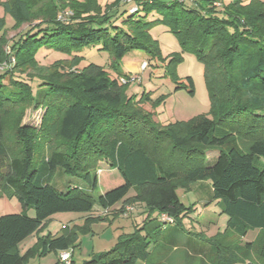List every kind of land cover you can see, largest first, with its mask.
Wrapping results in <instances>:
<instances>
[{
  "label": "trees",
  "instance_id": "1",
  "mask_svg": "<svg viewBox=\"0 0 264 264\" xmlns=\"http://www.w3.org/2000/svg\"><path fill=\"white\" fill-rule=\"evenodd\" d=\"M122 1L104 8L98 0H0V46L7 14L14 29L28 24L6 40L9 67L0 73V197H16L23 207L0 216V264H28L70 248V264H78L76 225L40 236L25 252L19 245L58 213H85L81 228L88 231L111 212L128 215V207L131 213L143 208V225L81 264H264V233L241 245L249 230H264V0H155L140 3L135 13ZM68 8L74 14L66 23L58 16ZM154 14L155 20H145ZM157 25L203 64L211 116L163 123L149 107L161 106L164 96L143 92L137 99L129 93L135 78L121 69L128 53L143 51L165 63L151 33ZM92 45L110 54L109 67L83 64L79 53ZM44 47L65 57L40 64L37 54ZM181 59L177 53L165 64V75L176 90L194 94L193 78L186 84L175 73ZM28 69L33 73L22 78L19 73ZM30 108L46 109L41 129L22 123ZM212 150L219 155L208 165ZM102 162L122 183L100 192ZM59 170L78 182L65 191L56 188L52 180ZM207 181L228 218L226 230L210 237L186 229L195 205L178 195L180 188L189 191ZM162 214L173 222L161 221Z\"/></svg>",
  "mask_w": 264,
  "mask_h": 264
},
{
  "label": "rangeland",
  "instance_id": "2",
  "mask_svg": "<svg viewBox=\"0 0 264 264\" xmlns=\"http://www.w3.org/2000/svg\"><path fill=\"white\" fill-rule=\"evenodd\" d=\"M115 1L116 0H98L100 5L104 8ZM164 1L168 2L170 0ZM185 1L191 2V0ZM198 1L199 0H196L192 3L197 5ZM224 1L228 2L229 0ZM220 4V2L215 3L217 6ZM66 10L72 9L68 8ZM0 15H5L2 7H0ZM128 15L129 14L126 12L125 16ZM5 17L7 20V30L5 31L6 35L0 46V73L5 72L9 67L6 40L13 38L16 34L24 31L28 27V24H24L18 29H14L13 25L15 21L13 17L8 14ZM157 17L158 16L155 14L149 15L145 20L151 21L155 20ZM122 20V17L119 18L117 23L122 25ZM151 33L158 39L161 54L165 59V63L150 58L143 51H132L128 53L121 60V69L125 72L131 73L135 78V80L131 81L132 83L129 85V93L136 94L137 99L142 98L143 92H150L153 99L164 96V103L156 109H152V107L147 105L150 110L154 111L157 120L163 123L189 120L200 114L211 116V100L205 81L204 66L198 60L197 55L193 52L182 51L179 40L164 25L154 26L151 29ZM177 53L181 54L182 59L180 62L176 63L175 73L180 77V82L186 84L189 83L188 77L193 78L195 84L194 94L189 92L190 88L176 90L177 84L165 75V64H171L170 61L176 57ZM79 54L85 57L83 62L84 65L94 62L109 67L111 62L110 54L107 51L102 50L101 45L86 47ZM63 57H65L63 53L45 47L37 54L40 64L43 65H50L55 60ZM66 57L68 58V56ZM10 60L13 61V58L10 57ZM144 62H148L149 65L146 69L142 68ZM72 70L78 71V68L74 67ZM28 71L33 73V70L28 69L27 72L19 74L22 78H29ZM9 77V75L6 76L5 82L9 81ZM45 113V108L26 109L22 123L33 125L38 129H41ZM218 155V150L210 151L206 163L208 165H213L216 162ZM38 157L37 154L36 160H38ZM100 168L104 169L103 173L99 176L101 183H99L98 190L100 192L114 188L122 183V177L116 170L110 168L107 162H102ZM74 182H78L77 179L65 174L62 170H59L52 180V184L63 191L67 190L69 184ZM211 194V184L209 181L194 184L189 191L182 188L178 189V195L183 203L187 206L195 205L193 213L187 216L184 220L185 227L188 231L202 232V234H206L210 237L219 232L223 233L226 230L227 216L220 213V207L217 201H214L211 198ZM131 208L132 207H128L126 209L128 215H119L118 211L109 213L108 220H100L94 223L91 230L88 231L81 228L86 223L85 213H58L37 234L23 241L19 245V248L21 251H24L28 245L38 240V236L47 235L51 231H63L64 224L70 223L71 225L79 227L78 232L80 234V240L79 245L74 251V259L78 264H81L84 260L90 259L93 255L102 251L110 250L114 244L121 239V237L133 233L136 231L137 227L143 225L145 214H140L143 208L141 207V210H135L132 213L130 212ZM22 211L23 207L16 197H0V216L8 213H20ZM28 213L31 216L36 215L33 208L29 209ZM97 213H100V211ZM262 233H264V230H249L246 235L243 236L241 245H245L247 242H256ZM72 250L73 248H70V251ZM55 256L54 252H50L43 257L36 256L31 258L28 264H53L56 259ZM255 262L258 264L261 263L259 259H256Z\"/></svg>",
  "mask_w": 264,
  "mask_h": 264
},
{
  "label": "built area",
  "instance_id": "3",
  "mask_svg": "<svg viewBox=\"0 0 264 264\" xmlns=\"http://www.w3.org/2000/svg\"><path fill=\"white\" fill-rule=\"evenodd\" d=\"M155 0H123V4L126 5L129 10L130 13H135L137 11L140 10V3H146V2H152ZM170 1H174V0H170ZM178 1H185V0H178ZM196 0H191V2H194ZM73 11L72 10H65L63 12H61L58 16V19L68 23L71 19V17L73 16ZM147 67V62H144L142 64V68L145 69ZM126 79H123V82H126ZM161 221L163 222H173V219L171 217H169L167 214H162L160 216ZM71 256H72V251L68 250V251H62L59 254L60 257V261L62 264H70L71 263Z\"/></svg>",
  "mask_w": 264,
  "mask_h": 264
},
{
  "label": "crops",
  "instance_id": "4",
  "mask_svg": "<svg viewBox=\"0 0 264 264\" xmlns=\"http://www.w3.org/2000/svg\"><path fill=\"white\" fill-rule=\"evenodd\" d=\"M55 216V215H54ZM53 216V217H54ZM53 217H52V219H53ZM146 217V214H145V216H144V218ZM227 221H228V218H227ZM66 224H70V223H66ZM66 224H64V225H66ZM52 232V231H51ZM58 232H60V231H57V232H53V233H58ZM35 235V234H34ZM34 235H32V236H34ZM31 237V236H30ZM40 236H38V238H39ZM28 239V238H27ZM37 240V239H36ZM37 242V241H36ZM36 242H33L32 244L34 245V243H36ZM32 244H30V245H28L27 246V248L24 250V251H22V252H25L28 248H30L31 246H33ZM55 253V252H54ZM55 260H54V262H53V264H56L57 262H59V254L58 253H55ZM46 258V257H45ZM42 260H43V258H42ZM41 260V261H42ZM59 264H62V263H60L59 262Z\"/></svg>",
  "mask_w": 264,
  "mask_h": 264
}]
</instances>
